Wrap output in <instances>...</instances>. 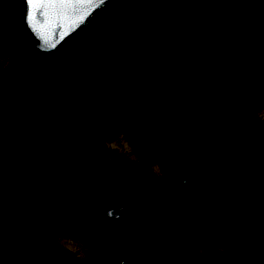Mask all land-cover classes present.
<instances>
[{"label": "trees", "instance_id": "16d2710c", "mask_svg": "<svg viewBox=\"0 0 264 264\" xmlns=\"http://www.w3.org/2000/svg\"><path fill=\"white\" fill-rule=\"evenodd\" d=\"M102 16L111 27L30 55L50 91L0 124V264H102L101 239L122 264H264V0H114ZM17 41L0 33V53ZM119 135L136 161L112 160ZM224 232L238 240L216 248Z\"/></svg>", "mask_w": 264, "mask_h": 264}, {"label": "water", "instance_id": "95a60500", "mask_svg": "<svg viewBox=\"0 0 264 264\" xmlns=\"http://www.w3.org/2000/svg\"><path fill=\"white\" fill-rule=\"evenodd\" d=\"M24 16L20 23L21 39L27 51L48 58L59 52L75 39L93 19L114 0H22ZM219 169L208 166L204 173L208 177L217 176ZM173 182L187 185L191 175L187 169L176 168L172 171ZM125 212L124 205H113L105 209L104 216L117 220ZM238 240L235 232H224L218 236L216 245L225 249ZM95 253L102 264H122L124 254L109 239H101L94 245Z\"/></svg>", "mask_w": 264, "mask_h": 264}, {"label": "rangeland", "instance_id": "374dc122", "mask_svg": "<svg viewBox=\"0 0 264 264\" xmlns=\"http://www.w3.org/2000/svg\"><path fill=\"white\" fill-rule=\"evenodd\" d=\"M21 12V19L18 20L17 12ZM19 12V13H20ZM102 12V11H101ZM105 13V12H104ZM104 13L102 15H104ZM24 16V3L22 0H0V33L3 35H10L11 33L20 34V23ZM91 22V23H90ZM87 27L82 31L84 36L87 33L93 32L94 28L99 26H112V22L109 18L102 16L98 25L95 22L90 21ZM98 33V32H97ZM20 44L18 41L13 45L10 44L5 51L0 53V124L10 125L14 124V117L16 113L22 108L23 103H27L28 100L34 99L36 94H47L49 88L47 85V78L37 68V61L32 58L29 51L25 47L24 40L21 39ZM100 43V42H99ZM22 45L29 53L22 52ZM35 56V55H33ZM256 117L260 120H264V108L257 111ZM107 148L113 154L112 160L123 161H136L137 156L123 135H119L114 139L108 141ZM152 172L160 177H165L161 173L158 165L152 168ZM190 172V171H189ZM172 177V172H171ZM171 212L168 211L166 217H170ZM4 217L0 216V227ZM60 246L69 251L76 260H86L90 246L83 243L79 239L61 236L57 238ZM216 248L217 245L214 243ZM87 264H95L92 261H88Z\"/></svg>", "mask_w": 264, "mask_h": 264}]
</instances>
